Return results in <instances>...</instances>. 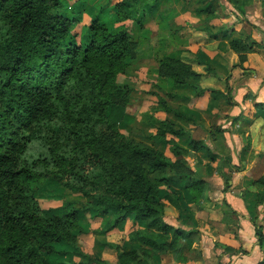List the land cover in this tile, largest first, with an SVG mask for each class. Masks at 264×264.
Returning a JSON list of instances; mask_svg holds the SVG:
<instances>
[{"label": "trees", "instance_id": "obj_1", "mask_svg": "<svg viewBox=\"0 0 264 264\" xmlns=\"http://www.w3.org/2000/svg\"><path fill=\"white\" fill-rule=\"evenodd\" d=\"M228 1L236 5L238 0ZM59 5V0H0V259L5 264H44L38 253L62 256L65 251L56 248L60 244L85 256L71 230L84 231V214L102 217L112 212L105 233L130 216L135 224L145 226L128 235L142 248H133V254L118 252L115 264H151L163 245L172 250L175 260L182 261L180 237L186 239L190 234L162 222L163 206L156 197L158 187L178 181L172 172L193 175L183 161L185 151L172 144V159L120 131L131 88L117 86L115 79L124 72L126 61L135 58V43L123 31L111 32L102 23H94L84 48L64 46L72 21L50 12ZM150 6L119 3L117 19L138 22L139 13ZM201 9L208 19L219 17L208 6ZM229 45L236 51L250 48L240 38L230 40ZM158 76L171 87L189 86L199 96L207 91L198 84L201 73L176 58H161ZM69 85L76 88L75 94L65 91ZM209 91L221 95L215 89ZM151 93L160 109L170 111L164 97ZM225 97L229 105L239 104L230 91ZM255 105L264 109V101ZM239 116L229 114L227 118ZM214 130L221 134L225 127L215 125ZM185 133L171 122L161 121L154 136L181 137ZM188 147L190 151L205 150L212 161L218 157L202 140L189 137ZM227 162L236 171L243 169ZM44 175L81 194L87 202L71 206L61 216L46 215L28 191L33 185L36 189ZM202 182L193 179L184 184L194 203L200 201ZM171 203L175 205L174 200ZM151 226L170 233L171 239L150 231ZM254 227L262 246L261 226Z\"/></svg>", "mask_w": 264, "mask_h": 264}, {"label": "rangeland", "instance_id": "obj_2", "mask_svg": "<svg viewBox=\"0 0 264 264\" xmlns=\"http://www.w3.org/2000/svg\"><path fill=\"white\" fill-rule=\"evenodd\" d=\"M59 1V7L50 12L72 21L64 46L84 48L90 41L94 23H102L111 32L123 31L135 43V58L126 61L124 72L115 79L117 86L131 88L120 131L172 159L170 147L176 144L185 151L183 161L193 171L192 176L172 172L178 181L158 187L156 197L163 206L162 222L190 234L186 239L180 237L183 260L176 261L172 250L163 245L150 262L199 264L196 261H204V255L206 257L204 247L213 244L218 247L210 232L215 228L224 231L229 225L234 226L232 229L238 227L239 220L227 207L224 191L229 183L231 185L230 179H239L242 173L235 175L236 169L227 161L239 164L244 170L253 163L255 149L264 146V109L255 105L264 101V0H238L236 5L228 0ZM119 3L151 6L143 13L140 10V21L136 22L117 19ZM206 6L219 17L208 19L207 12L201 9ZM234 38L242 39L250 48L245 51L230 48L229 41ZM163 57L190 64L201 73L198 84L207 91L199 96L189 86L171 87L158 76V61ZM208 68L213 71L207 72ZM210 89L221 95L212 94ZM65 91L77 92L73 85L66 86ZM228 91L239 101L237 106L226 102ZM151 92L164 97L170 111L160 109L156 95ZM168 92L174 96L170 97ZM173 111L183 117H177ZM239 113L238 119L228 120L229 114ZM161 121L183 128L185 135L155 137ZM215 125L225 127V131L215 132ZM189 137L204 141L218 157L212 161L205 150L190 151ZM193 179L203 181L199 203H194L184 188V184ZM249 186L264 190V184ZM250 188L234 186V192L228 191L245 199V190ZM28 191L48 216H61L71 206L79 207L87 202L81 194L65 188L49 175L41 177L36 189L33 185ZM112 216V212L100 218L84 214V231L71 230L77 247L85 256L75 253L73 247L60 244L56 248L64 249V255L39 252L38 257L44 264H95L93 260L115 264L118 252L131 253L133 248L139 251L140 243L129 240L128 235L145 226L135 224L130 216L121 229L105 233L103 229ZM149 229L165 240L171 239L170 233L157 231L155 226ZM0 264L5 263L0 259Z\"/></svg>", "mask_w": 264, "mask_h": 264}, {"label": "crops", "instance_id": "obj_3", "mask_svg": "<svg viewBox=\"0 0 264 264\" xmlns=\"http://www.w3.org/2000/svg\"><path fill=\"white\" fill-rule=\"evenodd\" d=\"M251 91L253 92V89ZM235 172V175L242 173L241 177L230 179L231 185L229 183L227 191L234 186L241 189L251 187L245 190V199L235 196L229 191H224L227 207L231 213L235 214V218H238L237 221L239 220V223L236 224L238 227L232 229L234 226L229 225L228 228L225 226L224 231L215 228L213 232H210L213 241L218 243V247L214 244L204 247L206 254L204 261L208 264H264V245L261 246L258 243L254 227V224L261 226L264 240V190L249 186V184L256 186L264 184V146L255 149L251 166ZM123 225H118L109 233L121 229ZM202 260H198L196 263H203Z\"/></svg>", "mask_w": 264, "mask_h": 264}]
</instances>
